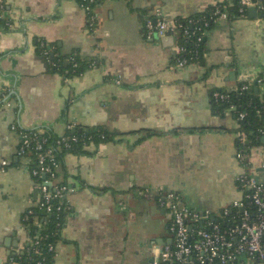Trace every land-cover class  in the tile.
<instances>
[{"label":"crops","instance_id":"0c3cea01","mask_svg":"<svg viewBox=\"0 0 264 264\" xmlns=\"http://www.w3.org/2000/svg\"><path fill=\"white\" fill-rule=\"evenodd\" d=\"M235 1L96 0L90 29L80 0H0V264H26L13 255L31 239L22 218L40 198L30 156L18 153L20 129L108 135L59 160L56 182L71 190L51 264H152L172 242L170 211L159 204L166 192L213 214L243 197L236 153L248 140L212 91L246 81L264 99L262 11L213 21L201 59L183 67L176 40L143 26L156 9L172 20ZM40 40L88 64L54 70ZM263 150L264 141L247 150L246 169L257 176Z\"/></svg>","mask_w":264,"mask_h":264},{"label":"built area","instance_id":"2783aa9c","mask_svg":"<svg viewBox=\"0 0 264 264\" xmlns=\"http://www.w3.org/2000/svg\"><path fill=\"white\" fill-rule=\"evenodd\" d=\"M95 3L96 0H80L90 29L95 27L97 21ZM238 4L239 13H243L249 6L264 11V0H238ZM212 15L214 17L211 22L218 18L225 19L228 12L225 7L220 9L216 6ZM2 20L0 14V26ZM209 23L205 20L202 24L207 27ZM143 26L147 36L167 35L175 39L177 42L175 64L178 67L188 65L186 57L188 51L178 42L177 37V29L182 27L179 20L165 19L159 9H156L151 17L145 18ZM183 32L187 34L186 29ZM46 44L44 40L39 41L41 53L49 59L50 51ZM48 62L53 65L50 59ZM246 88L247 85L243 84L236 90L240 93ZM212 98L215 103H229L228 92L214 90ZM228 106L231 109L235 108L230 103ZM237 116L241 119L244 113L238 112ZM19 137L18 153L30 156L31 174L37 179V188L40 191V198L35 207L45 208V212L48 213L52 208L51 200L56 199L59 203L56 209H61L60 205L65 209L64 198L71 188L56 182V169L59 165L56 154L77 143L79 137L74 134H59L52 135L53 139L50 141L51 135L32 129H20ZM239 139L240 141L246 139L243 131ZM236 157L241 169L236 174L235 181L243 197L223 207L218 213L200 212L180 206L179 195L172 191L159 198V204L170 211L169 229L172 232V242L162 246L152 264H264V150L261 151L259 162L261 176L246 169L247 154L239 151ZM33 210L34 208L28 209L24 217L31 215ZM39 227L35 237L41 231V225ZM48 249L53 251L54 246L50 244ZM40 263L41 261H38L36 264Z\"/></svg>","mask_w":264,"mask_h":264},{"label":"trees","instance_id":"16d2710c","mask_svg":"<svg viewBox=\"0 0 264 264\" xmlns=\"http://www.w3.org/2000/svg\"><path fill=\"white\" fill-rule=\"evenodd\" d=\"M218 6L222 9L221 4L208 6L204 11L195 13L186 17H179V20L182 23V27L178 28V42L184 46L188 54L186 55L188 60V65L192 63H197L203 54V43H204V32L205 29L211 27L213 22H211L214 15L212 12L215 7ZM238 1H235L233 5L227 7L228 16L232 15H242L246 14L247 10H243V13H239L238 11ZM262 16H264V11L261 12ZM208 20L210 23L207 27L203 26V22ZM187 30V34H184L183 30ZM200 37V40L198 38ZM46 48L49 49L51 54V68L54 70L62 71L66 73H78L83 70V68L88 64L84 63V60L80 59L76 54L71 56H61L56 54V47L53 43L46 44ZM64 57V59H63ZM65 59L67 60L66 65H64ZM246 84L247 88L241 91L240 93L237 90L234 91H224L221 89H213L224 91L229 93V103L233 104L235 108L233 111L235 112V116L238 119L239 129H242L246 135V139L248 140L247 147L242 148V153L247 154V150L252 146H257L261 144V137L264 134V99L259 100L257 98V93L252 91L251 83L243 81L239 86ZM237 87V89H238ZM213 100V98H212ZM229 103H221L217 102L216 105L220 110H224L229 108ZM238 112H243L244 116L239 119L237 114ZM46 134V133H44ZM67 134H74L79 137V141L73 144L68 149H63L62 151L57 152L56 159L60 160L64 151H71L77 148H80L83 144L88 141H99L108 137L105 131H95V130H87L77 132L69 131ZM48 135V134H46ZM51 134H49L50 136ZM53 137L51 135L52 141ZM238 144V143H237ZM239 146V144H238ZM246 161V160H245ZM52 208L47 213L45 212V208L34 207L33 213L28 215L27 217L22 218V221L28 232L30 234V241L24 247L23 251L13 255V259L18 261V263H26V264H36L38 261H41L40 264H51L53 251L48 249V246L51 244L54 246L55 240L57 238V233L60 228V225L63 221V216L65 209L62 205L61 209H56V206L59 205L58 200H51ZM40 218H44V222L42 224L41 231L37 237H35V232L37 231V226L35 223L39 221ZM36 219V222H35ZM37 241V243H35ZM44 257V259H43ZM43 259V260H42Z\"/></svg>","mask_w":264,"mask_h":264},{"label":"water","instance_id":"95a60500","mask_svg":"<svg viewBox=\"0 0 264 264\" xmlns=\"http://www.w3.org/2000/svg\"><path fill=\"white\" fill-rule=\"evenodd\" d=\"M248 11H249L250 14H256V9H255L254 6H249L248 7ZM73 131H75V129H73ZM77 131H80V129H78ZM263 141H264V136L261 137V142H263ZM181 205L183 206V204H181Z\"/></svg>","mask_w":264,"mask_h":264}]
</instances>
